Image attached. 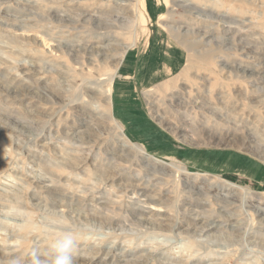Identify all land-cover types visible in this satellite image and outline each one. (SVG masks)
<instances>
[{"label": "rangeland", "instance_id": "rangeland-1", "mask_svg": "<svg viewBox=\"0 0 264 264\" xmlns=\"http://www.w3.org/2000/svg\"><path fill=\"white\" fill-rule=\"evenodd\" d=\"M258 207L264 0H0V264H264Z\"/></svg>", "mask_w": 264, "mask_h": 264}, {"label": "clouds", "instance_id": "clouds-1", "mask_svg": "<svg viewBox=\"0 0 264 264\" xmlns=\"http://www.w3.org/2000/svg\"><path fill=\"white\" fill-rule=\"evenodd\" d=\"M75 247L74 237L71 234H66L53 245V254L50 260H42L34 253L32 264H73Z\"/></svg>", "mask_w": 264, "mask_h": 264}, {"label": "bare ground", "instance_id": "bare-ground-1", "mask_svg": "<svg viewBox=\"0 0 264 264\" xmlns=\"http://www.w3.org/2000/svg\"><path fill=\"white\" fill-rule=\"evenodd\" d=\"M187 3V2H186ZM186 5V4H185ZM188 5V4H187ZM191 5V4H190ZM119 25V24H118ZM67 52V51H66ZM103 53V52H102ZM260 70V69H259ZM254 73V72H253ZM110 85V84H109ZM256 88V87H255ZM110 94V93H109ZM102 96H103V94H101ZM108 100V99H107ZM95 101V100H94ZM253 105V104H252ZM153 107V106H152ZM151 109V108H150ZM159 109V108H158ZM157 112V111H156ZM154 115H155V113H153ZM160 114V113H159ZM155 117V116H154ZM160 118V117H159ZM165 124V123H164ZM83 127V126H82ZM173 134V133H172ZM232 142V141H231ZM219 143V142H218ZM218 146V145H217ZM220 147V146H219ZM139 151H141L140 152V156L142 157V159L144 160V163L143 164H145L146 165V168H150L152 171H155V173H156V171L157 172H159L160 173V171H161V176H162V174L164 175L165 173L167 174V172H166V170L165 169H168L169 167H168V165H166V166H163L162 165V168H160L159 170L160 171H158V169H156L157 167L156 166H154L153 164H151V162H149L150 161V159H149V156H148V154L144 151V149H142V148H139ZM66 159V158H65ZM141 160V159H140ZM143 162V161H142ZM158 164V163H157ZM145 168V169H146ZM176 170V169H175ZM180 170V172H181V174H182V177L183 176H185L184 177V185H185V189H187V190H189V191H192V192H194V191H196V192H198V193H200V194H202L203 192V190H201L200 189V187H196V179H194V180H190L189 179V174L183 169V170H181V169H179ZM169 174H170V172H169ZM119 175V174H118ZM157 175H158V173H157ZM151 176V175H150ZM159 176V175H158ZM165 176V175H164ZM167 176H169V175H167ZM115 178V177H114ZM180 178V177H179ZM206 180V179H205ZM212 180V179H211ZM210 182V181H209ZM227 184V183H226ZM153 185V184H152ZM135 186V185H134ZM204 186V185H203ZM233 189H238L237 188V186H235V185H230ZM207 187V186H206ZM218 187V186H217ZM229 191L228 192H230L231 190L229 189V188H227ZM141 190V189H140ZM210 190V189H209ZM185 191V190H184ZM187 193H189V192H187ZM205 193V192H204ZM242 193V192H241ZM191 194V193H190ZM228 194V193H227ZM206 195V194H205ZM235 195V194H234ZM238 195V194H237ZM239 195H241V194H239ZM218 197H220V196H218ZM226 197V196H225ZM260 197H262V196H260ZM151 198V197H150ZM228 198V197H227ZM259 198V197H258ZM219 199V198H218ZM151 201H153L152 199H150ZM221 200V199H220ZM223 200V199H222ZM253 200V199H252ZM148 201V200H147ZM228 201V200H227ZM259 203H261V201L259 202ZM263 203V202H262ZM166 206V205H165ZM207 206V205H206ZM257 206V205H256ZM255 206V207H256ZM257 209V213L258 214H261V215H264V208H262V207H258V208H256ZM151 210H153V209H151ZM45 211V210H44ZM144 211V210H143ZM154 211V210H153ZM254 211H255V209H254ZM151 212V211H150ZM165 213V212H164ZM172 214V213H171ZM147 215V214H146ZM112 216V215H111ZM261 217V216H260ZM264 218V217H263ZM121 221V220H120ZM213 222H215V221H213ZM211 224V223H210ZM214 224V223H213ZM219 226V225H218ZM213 228V227H212ZM114 250V249H113ZM97 251V250H96ZM135 254V253H134ZM141 258V257H140ZM91 260V259H90ZM127 260V259H126ZM141 260V259H140ZM122 261V260H121ZM137 261V260H136ZM74 262V261H73ZM88 261L87 260H82V263H87ZM130 262H132L131 260H130ZM134 262V261H133ZM140 262V261H139ZM143 262H144V260H143ZM145 263V262H144ZM130 264V263H129Z\"/></svg>", "mask_w": 264, "mask_h": 264}]
</instances>
